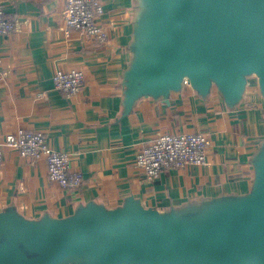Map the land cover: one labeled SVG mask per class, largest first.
I'll return each instance as SVG.
<instances>
[{"label": "crops", "instance_id": "crops-1", "mask_svg": "<svg viewBox=\"0 0 264 264\" xmlns=\"http://www.w3.org/2000/svg\"><path fill=\"white\" fill-rule=\"evenodd\" d=\"M101 2L98 21L110 37L105 44L66 28V0H0L5 17L17 26L0 36V140L18 131L40 132L50 148L69 155L71 171L82 175L79 188L65 189L49 180L45 160L4 149L0 211L13 202L25 217L48 211L60 218L87 200L115 207L129 193L147 207L166 208L220 190L246 192L247 159L264 136V102L255 79L234 111L216 93L204 103L186 87L169 105L144 99L116 122L131 1ZM71 69L82 71L84 80L79 93L67 98L52 79ZM181 132L205 135L207 164L146 181L135 166L137 153L159 134Z\"/></svg>", "mask_w": 264, "mask_h": 264}, {"label": "water", "instance_id": "water-1", "mask_svg": "<svg viewBox=\"0 0 264 264\" xmlns=\"http://www.w3.org/2000/svg\"><path fill=\"white\" fill-rule=\"evenodd\" d=\"M120 111L169 105L189 87L229 111L255 79L264 102V0H130ZM186 83V84H185ZM246 192L220 190L166 208L131 193L120 205L77 203L65 217L0 211V264H264V136L249 155Z\"/></svg>", "mask_w": 264, "mask_h": 264}, {"label": "built area", "instance_id": "built-area-1", "mask_svg": "<svg viewBox=\"0 0 264 264\" xmlns=\"http://www.w3.org/2000/svg\"><path fill=\"white\" fill-rule=\"evenodd\" d=\"M102 14L101 0H66L64 23L67 29L80 31L94 42L105 44L110 37L99 24ZM16 29V23L6 18L0 7V36H8ZM83 80L82 71L71 69L57 71L52 82L57 91L71 98L79 93ZM207 145V139L201 133H162L140 149L135 157V166L143 172L146 181H154L166 171L206 165ZM4 149L17 151L32 161L45 160L49 180L62 188L77 189L82 184V175L71 171L69 155L50 148L40 132L18 131L6 135L0 140V165Z\"/></svg>", "mask_w": 264, "mask_h": 264}]
</instances>
